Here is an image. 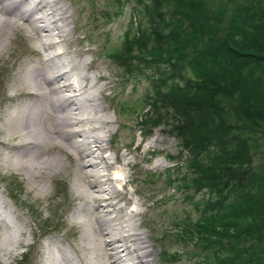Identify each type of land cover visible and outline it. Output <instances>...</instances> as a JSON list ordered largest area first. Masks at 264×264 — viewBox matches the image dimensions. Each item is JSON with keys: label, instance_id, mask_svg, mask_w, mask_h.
<instances>
[{"label": "trees", "instance_id": "16d2710c", "mask_svg": "<svg viewBox=\"0 0 264 264\" xmlns=\"http://www.w3.org/2000/svg\"><path fill=\"white\" fill-rule=\"evenodd\" d=\"M134 3L140 20L105 57L146 79L137 125L186 155L173 182L201 208L178 240L212 264H264V0Z\"/></svg>", "mask_w": 264, "mask_h": 264}, {"label": "bare ground", "instance_id": "6f19581e", "mask_svg": "<svg viewBox=\"0 0 264 264\" xmlns=\"http://www.w3.org/2000/svg\"><path fill=\"white\" fill-rule=\"evenodd\" d=\"M68 11L61 0H0V31L9 27L23 33L19 34L21 40L37 43L32 52L39 58L33 65L27 62L22 66L19 87H11L13 94L4 97L7 106L0 105V121L7 108L0 122V147L8 150L0 151V169L19 172L27 180L54 179L61 171L73 178L74 195L81 202L74 216L84 228V249L89 252L85 264H153L154 252L146 240L150 241L149 236L139 230L141 219L138 224L135 220L137 205L131 202L134 208L124 212L131 200L126 198V188L135 181L133 172L128 174L126 169L132 171L136 163L117 166L116 157L111 162L103 155L113 151L114 138H105L111 122L99 98H105L103 87L97 85L102 77L90 76L98 67L76 63L69 48L63 47ZM5 43L0 34V55ZM73 72L75 83L71 82ZM2 137L11 144L18 141L9 145ZM46 151L63 155L65 161L50 158ZM163 165L164 161L155 163ZM30 189L38 192V187ZM12 214L0 196V264L13 260L27 243L24 223ZM45 251L38 264H74L55 244Z\"/></svg>", "mask_w": 264, "mask_h": 264}, {"label": "rangeland", "instance_id": "374dc122", "mask_svg": "<svg viewBox=\"0 0 264 264\" xmlns=\"http://www.w3.org/2000/svg\"><path fill=\"white\" fill-rule=\"evenodd\" d=\"M134 1L61 0V5L69 10L70 16L66 25L68 35L63 47L69 48L76 63L84 64V67L92 64L98 67V70L91 71L90 76L94 79L102 77L97 85L103 87L105 98H99L107 108L111 122L105 130V138L111 135L114 138V146L111 145L114 152L109 149L103 155L109 157L111 162L116 157L117 166L126 162L136 163L132 171L126 169L128 174L133 172L135 181L126 188V198L131 200L124 212L134 208L131 202L137 205L138 215L135 220L138 224L141 219L139 230L149 236L150 241L148 238L146 240L154 252L153 264H212L208 261V256L201 257L197 251L199 249L190 243L183 244L177 237V227L185 222H196L201 208L197 205L201 199L200 193L193 195L191 191L184 192L181 190L182 185L173 182L176 177L174 166L179 163L183 165L185 153L178 149L176 141L169 136L166 128L158 126L149 132L137 125L136 118L142 113V100L147 90L146 79L138 76L125 81L112 60L105 57L118 52L124 34L128 30L132 31L133 25L140 20L139 15L132 14L131 11L136 7ZM0 34L6 42V49L2 52L4 54L0 55L2 106L6 104L4 97L13 94L11 87H19L17 78L22 66L27 62L33 65L39 58L32 52L37 43L35 45L34 41L30 44L29 40H21L19 34L24 36L23 33L12 32L11 28L4 27ZM22 43L27 44V48ZM82 50L86 53L83 54ZM80 54L83 55L80 57ZM74 76L76 77L73 72L71 82L75 83ZM6 109L2 110L1 119H5ZM2 139L9 145H16L14 143L18 141L11 144L12 142L5 140L6 137ZM4 149L6 151V147H0V151L5 152ZM46 152L50 158L65 161V157L57 152ZM156 161H164V165L155 166ZM183 171L184 168H181L180 172ZM0 177V196L14 213L12 217L24 223V241L28 243L17 250L13 260L3 263L38 264L40 256H45V249L55 244L64 250L74 264H85L89 252L84 249L87 244L84 228L80 227L74 216L81 202L74 195L73 178L61 171L54 179L41 177L27 180L19 172L1 169ZM33 186L38 187V192L30 189ZM119 205L122 203L117 204ZM178 255L181 258L170 263L173 261L170 256Z\"/></svg>", "mask_w": 264, "mask_h": 264}]
</instances>
